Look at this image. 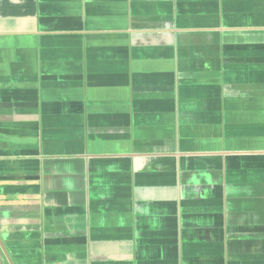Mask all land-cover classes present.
<instances>
[{"label": "crops", "instance_id": "crops-1", "mask_svg": "<svg viewBox=\"0 0 264 264\" xmlns=\"http://www.w3.org/2000/svg\"><path fill=\"white\" fill-rule=\"evenodd\" d=\"M0 264H264V0H0Z\"/></svg>", "mask_w": 264, "mask_h": 264}]
</instances>
